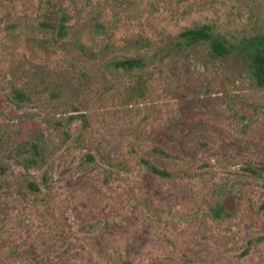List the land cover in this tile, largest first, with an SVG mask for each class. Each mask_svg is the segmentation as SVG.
I'll list each match as a JSON object with an SVG mask.
<instances>
[{
    "label": "rangeland",
    "instance_id": "obj_1",
    "mask_svg": "<svg viewBox=\"0 0 264 264\" xmlns=\"http://www.w3.org/2000/svg\"><path fill=\"white\" fill-rule=\"evenodd\" d=\"M202 24L264 0H0V264H264V87Z\"/></svg>",
    "mask_w": 264,
    "mask_h": 264
},
{
    "label": "trees",
    "instance_id": "obj_2",
    "mask_svg": "<svg viewBox=\"0 0 264 264\" xmlns=\"http://www.w3.org/2000/svg\"><path fill=\"white\" fill-rule=\"evenodd\" d=\"M65 20L63 16L58 22L57 33L65 32ZM176 37L179 39L175 44L176 48L205 45L210 57L221 62L234 61L249 72L259 86L264 87V34H255L243 37L238 41H232L224 35L216 34L210 25L202 24L185 28L179 31ZM116 64L128 70L143 68V59L141 57H128L117 61ZM156 172L165 174L164 171L156 170ZM36 188V182L32 180L29 181L25 190L28 193H33L30 191Z\"/></svg>",
    "mask_w": 264,
    "mask_h": 264
}]
</instances>
